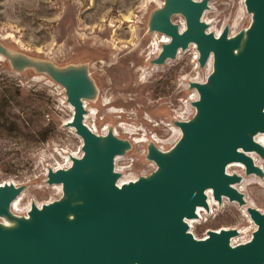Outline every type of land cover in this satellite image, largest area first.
I'll return each instance as SVG.
<instances>
[{
    "label": "water",
    "instance_id": "obj_1",
    "mask_svg": "<svg viewBox=\"0 0 264 264\" xmlns=\"http://www.w3.org/2000/svg\"><path fill=\"white\" fill-rule=\"evenodd\" d=\"M206 1L165 0L164 16L155 10L151 19L160 32L170 36L154 62L175 57L179 47L185 50L194 41L199 50V66L207 62L210 53L216 65V71L208 74L216 90L194 81L189 83L201 92V100H194L193 106L198 104L206 111L196 123L178 122V126H186V137L177 140L175 153L160 156L149 143L146 156L152 161L148 150L152 148L162 166L160 173L155 165L152 174L119 188L115 181L121 174H113V159L118 153L125 154L131 141L122 138L120 142L109 136L107 144L100 146L98 134L83 124L84 108L78 96L87 98L95 94L87 72L72 68L57 71L50 64L43 67L64 86L67 101L75 106L68 125H73L81 135L83 152L81 161L72 158L75 164L70 172L49 170L47 183H62L67 193L80 186L79 195L71 198L81 199L83 204L72 205L69 198L55 200L38 210L31 201V224L21 220L17 229H0V264L264 263V213L256 208L246 206L258 225L244 245L229 244V236L236 235L234 228L221 229L219 233L209 229L207 238H195L187 232L184 220L195 215L196 203L206 205L205 191L209 187L217 199L226 193L229 200L238 199V204L246 205L244 194L229 186L241 182L242 177L223 174L225 165L230 160H242L245 173L251 174L255 169L252 159L239 152L238 147L264 152L248 135V131L256 132L257 128L264 131V0H244L250 14L256 9L257 20L252 28L250 22L245 29L248 38L238 55L232 48L238 47L244 30L230 40L225 38L227 27L218 39L205 33L200 15ZM175 4L185 11L187 28L181 34L176 28L179 25L168 21ZM0 53L8 56L12 64L21 58L1 45ZM26 65L38 66L34 60H27ZM82 66L85 65H79ZM21 190V186L0 187V213L11 215L6 207ZM69 210L75 213L73 220L65 216Z\"/></svg>",
    "mask_w": 264,
    "mask_h": 264
},
{
    "label": "rangeland",
    "instance_id": "obj_2",
    "mask_svg": "<svg viewBox=\"0 0 264 264\" xmlns=\"http://www.w3.org/2000/svg\"><path fill=\"white\" fill-rule=\"evenodd\" d=\"M162 1L0 0V45L21 57L12 64L8 56H0V184L21 186L22 205L59 198L60 191L47 183L48 171L67 165L66 156L82 152L81 137L68 125L72 108L65 90L43 71L46 64L57 71L87 72L95 92L88 106L95 114L87 123L99 132L116 127L123 139L146 140H130V149L118 161L128 177L155 171L146 156L154 136L163 151L175 145L178 134L171 128L193 117L195 94L189 83L204 80L212 68L207 62L198 66L194 46L153 61L159 35H150L147 23ZM208 4L202 19L209 30L227 27L229 33H238L250 26L244 0ZM170 18L178 25L183 22L179 14ZM27 60L38 66L26 65ZM121 123L137 133L125 132ZM257 162L264 168V161ZM228 172L242 177L239 188L247 203L264 212V175L246 174L235 166ZM247 203L223 198L212 211L202 212L189 230L203 238L209 229L236 228L242 232L233 244L247 241L256 228L245 212Z\"/></svg>",
    "mask_w": 264,
    "mask_h": 264
},
{
    "label": "bare ground",
    "instance_id": "obj_3",
    "mask_svg": "<svg viewBox=\"0 0 264 264\" xmlns=\"http://www.w3.org/2000/svg\"><path fill=\"white\" fill-rule=\"evenodd\" d=\"M173 1V0H172ZM194 1H200V0H194ZM210 0H207L206 1V6L203 8L202 12H201V15H200V22L203 23L205 25V29H204V32L205 33H211L215 39H218L220 37V35L223 33V28H220L221 30L220 31H216L214 32L213 30H209L208 29V22H206L205 20L202 19V16L204 14V11L209 9L210 5L208 4ZM245 5V3H244ZM165 7H166V3L165 1H162L161 5H159L156 9L157 13L161 14V16H164V12H165ZM255 11L256 9H252V16H251V28H252V25L256 22V16H255ZM172 13L173 15L174 14H179L181 16H183L185 14V11L183 10V8L177 4L174 5V8L172 10ZM166 18V17H165ZM168 21L175 25V23L172 21L171 18H168ZM226 23V22H225ZM159 26L156 24H154V22L151 20L147 23V29H148V33L150 35L153 34V36L155 35H159L158 36V39L156 40V46H155V56H159L162 52V50L164 49L165 45L167 44V42H169L170 40V36L167 35L164 31H161L159 30ZM178 32L181 34L184 30H186L187 28V23H186V17L184 15L183 17V22L180 23L179 26L176 27ZM237 36V33H229V32H226V35H225V38L227 40H230V39H234L235 37ZM247 38H248V31L244 30V34L241 36L240 38V43L238 45V47L236 48H232V52L235 54V55H238L241 50H243L244 46H245V43L247 41ZM153 43V42H152ZM154 45V44H153ZM190 46H194L196 51H197V58H199V50L197 48V44L196 42L194 41H190L188 46L185 48V50H187ZM181 51V47H179L177 49V52L176 53H179ZM196 55V54H195ZM0 56H3L2 53H0ZM150 59V58H148ZM207 64L210 65V67L212 68L211 70L213 71H216V65L214 64V56L212 53L209 54L208 58H207ZM198 63V61H197ZM199 66V64H198ZM45 71H48V70H45ZM196 82L197 84H200L204 87H207L209 89H212V90H216V88L214 87V85L212 84V82L209 80V77L207 76L204 80L202 81H194ZM63 89L64 86L62 85ZM193 90H194V94H195V101L196 100H201V92L199 90V88L197 86H194L193 87ZM78 98L81 100L82 104H83V108H84V112H83V124L85 126H87L91 131L95 132L96 134H98V137H99V144L100 146L102 145H106L107 144V139L109 136H112L114 138H116L118 141L122 142V138L119 136L118 134V131H117V128L115 127L113 130L108 127V126H105L103 127L100 132L98 131V129H96L94 126H91L89 123H87V120L90 118V117H94V114H95V109L94 108H90L88 107L89 106V102L92 101L93 97H87V98H82L81 96H78ZM107 101V100H106ZM67 103L71 106L72 108V118H70L68 120V123L72 122L73 120V114H74V110H75V106L73 104H71V102H68ZM105 106V105H104ZM206 109H204L203 107H200L198 104H195L194 105V111L192 112V115H194V118L191 119H187V120H184V122H188V121H192V122H197V119L199 118L200 114L202 112H205ZM186 115V114H185ZM96 117V116H95ZM180 117V116H179ZM97 118V117H96ZM120 127H122L125 132H129V133H132V134H136L137 131H135V128H133L132 126H128L126 124H119ZM72 127L75 131H76V128L72 125L70 126ZM171 130L173 131V133H176L178 134V140H182L183 138L186 137V126L183 124L179 125V126H174L171 128ZM75 134L78 136V137H81V135L79 133H76ZM248 135L251 137V139L258 143L262 148H263V151H264V131H261L257 128L256 132H251V131H248ZM139 136V135H138ZM130 140L136 144L138 142H143V141H146L144 140L143 138H139L137 136H130ZM151 144H153L154 146V149H155V152L160 155V156H172L175 151L177 150V147L178 146H174L172 147L170 150L168 151H163L162 148H160L157 144L159 143L158 142V138L157 136L153 137L152 140H150ZM150 154L152 155V161L155 162L156 164V169H157V172H161L162 171V166L160 164H158L157 162V159H156V154L153 152L152 148H148ZM238 151L239 152H243L244 154L248 155L251 159H252V163L254 165V170L253 172H249V173H253V174H256V173H264V168L261 164H259L257 162V159L261 160V161H264V152H260V151H257V150H250V149H245L243 147H238ZM259 156V158H257L256 156ZM82 156H83V152H81L80 155H75L73 154V156L70 158V156L68 155V157L66 156L65 157V160L67 162V165L65 166H59L57 168L54 169V171H57L59 169H63L64 171L66 172H70L75 164V162L73 161L72 158H76L78 161H81L82 160ZM124 157V154L122 153H118L114 156V159H113V174H122L121 176L117 177V180L115 181V184L120 188L122 185H128L130 183H135L137 182L139 179L138 177L133 179V178H130L128 177L125 173V168L124 167H120L118 165V161ZM231 166H235V167H238V168H241V169H244L245 170V165L244 163L242 162V160H239V159H234V160H230L226 163L225 165V168H224V173L225 175L227 176H231L233 174H238L237 172H228V169L231 167ZM84 170H88V168L84 167ZM242 183V182H239V183H230L229 186L230 187H233L234 189H236L240 194H243L242 193V190L239 188V184ZM6 185H9V186H14V187H17V184H15L14 182H5L3 184H0V187H3V186H6ZM51 186H53L54 188H56L58 191H60V196L59 198L57 199H54L52 201H49V202H46V203H42L40 205L36 204L35 203V206L38 208V210H41L43 208L44 205H48L50 204L51 202L53 201H57V200H68L69 198L71 197H75L76 195H79L80 193V189L81 187L79 186V189H74L72 192L70 193H67L63 190V187H62V183H50ZM212 187H209L208 189H206V198H205V202H206V205L204 204H198L196 203L195 204V215L192 216V217H185L184 220L188 226V231L187 232H190L192 233L190 230H189V227H192L194 223L198 222V217H201L202 216V212H208V209H209V212L212 211V207L214 206V204H217L219 203L223 198H226L227 200H229V196L226 194V193H223L220 197V199H217L215 198L213 195H212ZM25 196V191L24 190H21L19 192V194H17V196L10 202V204L6 207L9 212L11 213V215L7 214L5 211L4 212H1L0 213V229L3 230V231H7V230H14V229H17L18 227L21 226V220L25 221L26 223L28 224H31L33 222V216L31 214V211H32V202L29 203V205H22L21 204V201L23 200ZM243 197V201H245L247 203V200L246 198L244 197V195H242ZM70 200V203L72 205H76V204H83V201L81 199H77V198H71L69 199ZM230 202H240V200L238 199H230L229 200ZM217 202V203H216ZM249 206H252L250 205L249 203H247ZM247 205V206H248ZM253 207V206H252ZM247 207H245V212L246 214L249 216V218L251 219V221L257 226L258 224L251 218L249 212L247 211L246 209ZM255 208V207H254ZM257 209V208H256ZM259 210V209H257ZM24 211V212H22ZM260 211V210H259ZM261 213H264L262 211H260ZM66 218H68L69 220H73L76 216H75V213L72 211V210H69L67 213H66ZM221 229H224V230H231L232 228H220L218 230H213L217 233L220 232ZM236 230V235H230L229 236V244L232 245V240L234 238H236L238 236V234H240L242 231L241 230H238L236 228H234ZM194 236V235H193ZM195 237V236H194ZM208 237V233L206 232V236H204L203 238H207ZM196 238V237H195ZM251 238V237H250ZM245 240V239H244ZM250 239H248L247 241H242L241 243H239L240 245H244L246 244ZM241 241V240H240ZM237 244V245H239ZM233 246V245H232ZM135 264H138V263H135ZM264 264V263H263Z\"/></svg>",
    "mask_w": 264,
    "mask_h": 264
}]
</instances>
